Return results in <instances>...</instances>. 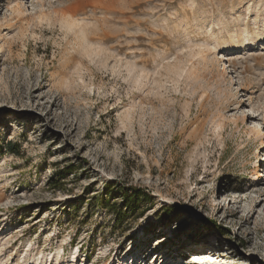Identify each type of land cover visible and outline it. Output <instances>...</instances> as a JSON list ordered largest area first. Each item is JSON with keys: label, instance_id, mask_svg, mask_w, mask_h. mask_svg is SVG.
<instances>
[{"label": "rangeland", "instance_id": "rangeland-1", "mask_svg": "<svg viewBox=\"0 0 264 264\" xmlns=\"http://www.w3.org/2000/svg\"><path fill=\"white\" fill-rule=\"evenodd\" d=\"M193 262L264 264V0H0V264Z\"/></svg>", "mask_w": 264, "mask_h": 264}, {"label": "bare ground", "instance_id": "bare-ground-1", "mask_svg": "<svg viewBox=\"0 0 264 264\" xmlns=\"http://www.w3.org/2000/svg\"><path fill=\"white\" fill-rule=\"evenodd\" d=\"M189 252H194V253H188L186 256H185V258H201V257H203V255H201L200 254V251L199 252H195V251H190L189 250ZM192 261V260H191ZM191 264H197L196 262H193V263H191Z\"/></svg>", "mask_w": 264, "mask_h": 264}, {"label": "trees", "instance_id": "trees-1", "mask_svg": "<svg viewBox=\"0 0 264 264\" xmlns=\"http://www.w3.org/2000/svg\"><path fill=\"white\" fill-rule=\"evenodd\" d=\"M10 146H11V144H8V149H10ZM132 197H133V196H130V197H127V198H126V200H125V202H126L125 207H126V208L129 207V209H130V207H131V205H132V203H131V201H132ZM136 197H138V196H136Z\"/></svg>", "mask_w": 264, "mask_h": 264}]
</instances>
